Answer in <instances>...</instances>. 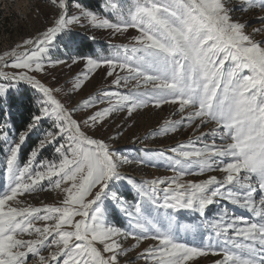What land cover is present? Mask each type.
<instances>
[{
    "label": "snow or ice",
    "instance_id": "6c2138e0",
    "mask_svg": "<svg viewBox=\"0 0 264 264\" xmlns=\"http://www.w3.org/2000/svg\"><path fill=\"white\" fill-rule=\"evenodd\" d=\"M46 3L52 22L0 54V264H264V29L233 15L264 0ZM94 30L136 34L109 39L107 55L80 53ZM76 65L70 86H53L52 70ZM165 105L174 111L143 139L191 130L170 154L114 146ZM156 160L173 174L125 171ZM45 192L58 200L31 202Z\"/></svg>",
    "mask_w": 264,
    "mask_h": 264
},
{
    "label": "rangeland",
    "instance_id": "374dc122",
    "mask_svg": "<svg viewBox=\"0 0 264 264\" xmlns=\"http://www.w3.org/2000/svg\"><path fill=\"white\" fill-rule=\"evenodd\" d=\"M100 0H85V3L90 7H97ZM127 5L130 0H123ZM235 4L236 0H232ZM52 11L50 6L46 3V0H0V54L4 51L10 50L16 43L22 41L24 38L36 35L39 31H42L47 25L52 22L53 16L49 15ZM234 17H238L242 22L247 24L246 32L253 33L255 29H264V21L257 19L258 17L264 16V9H252L247 12H242L237 8L234 12ZM78 32H85L86 29L78 28ZM97 37L96 42L81 41L78 45V51L80 53H93L99 51L104 55L109 54L111 51L108 41L112 40L113 43H127L129 42L132 35H135L134 30H130L125 37H111L110 32L107 30H94L89 33ZM256 40H264V31H260L255 34ZM67 59V57H62ZM6 71H13L11 68L5 69ZM82 70V65H76L71 70L68 69H54L52 75L56 76V83L53 86H63L65 89L70 86L66 84V81L70 80L73 75ZM46 83H51L50 77H41ZM0 83H4L0 81ZM100 76H96L90 84L81 92L75 96V100L82 99L85 95L93 92L97 87L102 84ZM174 111L170 105H165L162 109L152 112L150 115L145 114L138 118V123L131 130L125 131L124 135L115 142L114 146L121 149L124 152L132 151L139 153L141 149L150 150H161L164 149L165 155L170 154L167 150L170 149L178 142H184L189 135L191 130H182L179 134L168 136V137H155L143 139L146 133L156 127L163 119L168 118L171 112ZM211 127V125H209ZM207 130V129H203ZM138 136L141 140L135 144L132 143L133 136ZM51 149L44 152V157H49ZM125 171L137 177L139 180H150L157 177L172 175L169 167L162 160H156L152 163L145 164L143 166H132L127 167ZM197 178V177H189ZM203 178V177H199ZM6 183V176L4 174V165L2 157H0V186ZM124 195L131 201L132 193L125 192ZM58 194L52 192H45L39 194L36 199L31 202L39 204L41 201L44 203H53L58 200ZM215 207L213 206L210 215L214 214ZM237 214H241V210L234 209ZM181 221L183 222H197L199 217L192 213H182ZM122 221V222H121ZM121 222V223H119ZM115 223L123 226L124 221L119 217L115 218ZM131 243V242H129ZM147 243L141 246L146 247ZM135 253L130 254L134 256ZM213 257H209L207 260H202L201 264H211ZM133 264H144L142 260L134 261Z\"/></svg>",
    "mask_w": 264,
    "mask_h": 264
},
{
    "label": "trees",
    "instance_id": "16d2710c",
    "mask_svg": "<svg viewBox=\"0 0 264 264\" xmlns=\"http://www.w3.org/2000/svg\"><path fill=\"white\" fill-rule=\"evenodd\" d=\"M122 222V221H121ZM121 222H119V223H121Z\"/></svg>",
    "mask_w": 264,
    "mask_h": 264
}]
</instances>
